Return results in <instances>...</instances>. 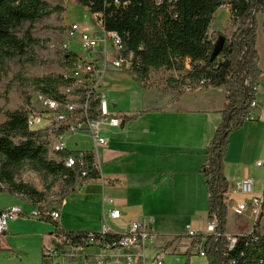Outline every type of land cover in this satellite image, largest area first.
Here are the masks:
<instances>
[{
	"label": "trees",
	"instance_id": "trees-1",
	"mask_svg": "<svg viewBox=\"0 0 264 264\" xmlns=\"http://www.w3.org/2000/svg\"><path fill=\"white\" fill-rule=\"evenodd\" d=\"M74 2L90 13H101L105 30L115 31L121 37L122 56L130 55L128 71L137 80L147 82L160 69L182 71L179 78L171 80L173 86L165 91L172 95L170 100L185 90L199 87L225 89L227 103L220 111L221 122L207 146L206 162L201 168L208 192L207 216L209 220H216V227L214 232L197 234L196 238L204 239L202 250L206 264H264V234L258 231L257 220L250 232L235 235V243L229 248L224 202L227 183L223 175L228 135L245 122L260 74L255 16L259 12L264 14V0H161L159 4L155 0H120L119 5L112 0ZM222 5L229 9V24L222 33L208 34L213 15ZM61 8L59 4L51 5L50 0H0V66L8 67L9 62L25 55L27 42L23 34L31 40L29 28H23L25 23L32 26ZM219 35L224 37L221 51L210 60ZM76 57V52L64 47L58 54L64 68L73 65ZM66 82L62 71L32 80L42 95L55 99L61 97L60 88ZM91 113L95 114L93 110ZM27 115L28 111L23 108L6 110L0 121V191L42 210L52 207L55 201L61 203L67 194L78 190L77 186L99 177V171L88 151H52V142L62 128L52 132L47 128L30 129ZM68 155L76 159L72 167L64 165L63 158ZM25 165L41 174L43 182L50 179V186L60 180L62 190L46 201L42 191L16 179ZM40 219L51 221L49 217ZM66 232L71 236L78 234L73 237L87 233ZM116 237V234H106L104 239Z\"/></svg>",
	"mask_w": 264,
	"mask_h": 264
},
{
	"label": "crops",
	"instance_id": "crops-1",
	"mask_svg": "<svg viewBox=\"0 0 264 264\" xmlns=\"http://www.w3.org/2000/svg\"><path fill=\"white\" fill-rule=\"evenodd\" d=\"M218 9L223 10L227 18L218 20ZM218 9L208 34L222 33L230 21L229 9L224 5ZM255 22V49L260 69L255 91L258 105L252 118L229 134L223 159V175L227 183V237L247 233L254 224L250 204L244 212L250 213L244 216L247 219L240 217L244 213L239 215L232 210L234 217L231 222L229 220V209L248 198L235 189L236 182L250 179L253 195L261 194L264 189V180L255 178L250 171L256 161L264 157V14L257 13ZM72 23L78 24L80 30H89L84 24ZM71 40L72 37L68 41L69 49L82 57L83 54L70 48ZM123 70L128 71L107 65L99 76L101 88L113 109L121 102L117 96L120 92L118 81L128 76ZM149 93L147 90L144 97L140 94L139 102L131 105L126 119L121 114L120 126L103 124L101 134L107 144L98 146L95 156L100 177L64 197L56 206L59 213L57 223L65 231L98 232L107 209L116 207L120 217L107 220L111 233H120L130 222L138 221L148 224L155 237L145 245L122 249L114 255L115 262L128 264L125 258L130 255L136 257L139 264H152L155 257L161 259L159 264H185L186 261L188 264H206V257L198 250V247L203 248L204 239L198 240L196 235L213 230H209L210 220L205 208L208 192L201 168L206 162L207 146L221 122L220 111L227 103L226 91L223 87H199L183 91L175 100H170L172 95L167 92H158L156 96ZM131 115L135 117L128 118ZM70 141L75 149H91L86 137L73 136L69 137L68 143ZM255 149L258 155L246 162L248 154ZM110 199L113 202H109ZM11 205L16 204H6L0 210ZM183 209L187 211H180ZM18 217L0 236V247H8L9 234L17 231L24 221ZM44 222L51 228L49 233L41 234L37 243L39 249L56 230L55 222ZM189 230L196 235L189 234Z\"/></svg>",
	"mask_w": 264,
	"mask_h": 264
},
{
	"label": "built area",
	"instance_id": "built-area-1",
	"mask_svg": "<svg viewBox=\"0 0 264 264\" xmlns=\"http://www.w3.org/2000/svg\"><path fill=\"white\" fill-rule=\"evenodd\" d=\"M112 1L115 5L120 4V0ZM155 1L159 4L161 0ZM123 4H126V2H123ZM91 15L95 20V24L99 26L98 31L80 30L79 25L76 23L70 24L69 29L66 31L63 47L71 51L68 41L78 31L80 45L84 52L82 57L76 53L77 57L73 65L62 70V75L67 82L60 88L61 97L55 99L38 92L36 100L40 104L41 110L38 112L29 110L27 123L29 128L34 130L47 128L49 132H52L62 128V132L52 142V151H88L92 153L94 164L98 169L95 158L96 149L98 146L107 144L106 138L101 134L102 126L105 123L111 127H118L121 125L123 117L111 110L110 103L101 88L99 76L102 69L107 65L128 70L131 62L130 55L129 57L122 56L123 43L121 37L115 31L105 30L101 13H91ZM255 91L256 85L253 97L248 104L245 120L252 118L254 109L258 105ZM92 105H94L93 109ZM91 110L95 114H92ZM73 136L84 137V139L86 137V143L90 144L91 149L83 150L79 147L69 149V137ZM75 160V157L71 155L63 158L64 165L67 167H72ZM256 166L264 167V161H256ZM83 185L80 184L77 189L80 190ZM235 189L248 198L233 206L234 213L241 215L248 209L249 204L252 206L251 212L254 214L264 207V193L253 195L250 179L244 178L236 182ZM224 201H226L225 198ZM109 202H113V200L110 199ZM23 213V208L18 205H11L0 210V236L6 231L8 224ZM29 215L39 219L49 217L51 221L56 222V230L50 235V240L42 248L44 264H123L115 262L114 255L116 253L133 245H145L155 237L148 224L138 221L130 222L120 233H111L112 230L107 220L120 217V211L116 207L107 209L106 214L103 216V225L100 231L87 232L85 235L77 237L73 236L78 234H72L71 236L57 223L59 213L56 207H47L42 210L33 208ZM215 227L216 220H210L209 230L214 232ZM106 234H116L117 237L105 240L104 236ZM189 234L196 235L193 230H189ZM234 243L235 238H229V248ZM198 250L200 255L205 256L202 248L199 249L198 247ZM125 261L128 264H139L136 257L130 255L126 256ZM160 262L161 259L155 257L152 264H159Z\"/></svg>",
	"mask_w": 264,
	"mask_h": 264
},
{
	"label": "rangeland",
	"instance_id": "rangeland-1",
	"mask_svg": "<svg viewBox=\"0 0 264 264\" xmlns=\"http://www.w3.org/2000/svg\"><path fill=\"white\" fill-rule=\"evenodd\" d=\"M50 4H59L62 8L47 14L39 22L33 23L32 26L25 23L23 28H29L31 36V40L28 41L26 34H23L24 41L27 42L25 55L9 62L8 67L0 66V121L4 119L3 113L6 110H15L18 108H23L27 111L34 110L36 112L41 110V106L36 100V94L39 91L35 88L32 80L36 77L56 75L63 70L64 67L60 64L58 54L63 51V43L66 37L65 31L69 29L68 24L78 22L84 24L89 30H99V26L95 24V20L88 9L77 4L74 0H50ZM216 13L218 20L227 18L223 10L218 9ZM228 24L229 21L227 22ZM70 48L77 50L80 54L84 52L80 45L78 31L72 35ZM123 72L128 76L118 81L120 92L117 96L121 98V102L114 109L111 108V110L115 113L125 115V119L130 112L129 108L131 105L139 102L140 94H142L141 97H144L147 90H149L150 95L154 96L158 92L163 93L173 86L174 83L171 80L179 78L182 73V71L160 69L154 71L147 82H142L133 77L129 71L123 70ZM68 148L75 149L76 146L70 141ZM258 153L255 149L252 153L248 154L246 162H250ZM238 158L240 159L241 157ZM258 161H264V157H261ZM250 171L255 178L264 180V167H257L255 163L250 168ZM41 178V174L35 172L28 165H25L16 177L18 181L27 183L42 191L45 200L50 201L62 190V183L60 180H57L50 186V179L43 182ZM10 203L22 207L26 213L25 215L22 214L19 216L24 221L19 224L18 230L12 231L9 234L10 237L6 241L8 247H0V264H44L42 257L43 250L37 247V243L40 241L42 233H49L51 228L50 224L29 215V212L33 209L30 204L24 203L19 197H14L6 191H0V209ZM53 203L54 205L52 207L60 205L58 201ZM228 206L230 207V204ZM207 207L208 203L205 208ZM232 210L233 206L229 209L231 211L230 222L234 217ZM180 211H187V209ZM249 214V212L244 213L240 217H247ZM72 219L76 221L75 217ZM243 219L245 220L247 218L244 217ZM253 219L254 224L257 220L258 231L264 234V207L258 213H253ZM77 222L80 223V220H77ZM4 234L5 231L1 235L3 236ZM229 238H234V236Z\"/></svg>",
	"mask_w": 264,
	"mask_h": 264
},
{
	"label": "water",
	"instance_id": "water-1",
	"mask_svg": "<svg viewBox=\"0 0 264 264\" xmlns=\"http://www.w3.org/2000/svg\"><path fill=\"white\" fill-rule=\"evenodd\" d=\"M223 42H224L223 35H219L217 39L214 41L213 49L210 55V60H213L219 54V52L221 51Z\"/></svg>",
	"mask_w": 264,
	"mask_h": 264
}]
</instances>
